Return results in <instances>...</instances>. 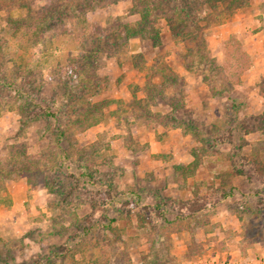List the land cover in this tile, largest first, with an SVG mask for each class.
Here are the masks:
<instances>
[{"label":"rangeland","instance_id":"374dc122","mask_svg":"<svg viewBox=\"0 0 264 264\" xmlns=\"http://www.w3.org/2000/svg\"><path fill=\"white\" fill-rule=\"evenodd\" d=\"M9 1L0 28L27 14L24 3L34 13L67 3ZM201 1L163 0L154 14L157 40L133 37L99 53L96 73L106 87L90 98L102 114L92 125L68 126L76 115L57 82L59 66L81 51L78 19L56 17L59 25L35 46L0 32L8 57H23L43 84L16 100L18 85L0 87V159L24 143L50 160L53 183L48 190L39 174L36 186L13 178L0 192L12 203L8 185L18 180L39 192L34 202L27 195L24 226L0 230L16 256L9 264H264V0L222 14ZM104 3L81 17L105 35L138 18L132 0ZM181 7L190 14L173 13ZM19 102L27 104L26 125ZM82 147L92 176L75 154Z\"/></svg>","mask_w":264,"mask_h":264},{"label":"trees","instance_id":"16d2710c","mask_svg":"<svg viewBox=\"0 0 264 264\" xmlns=\"http://www.w3.org/2000/svg\"><path fill=\"white\" fill-rule=\"evenodd\" d=\"M94 1L96 5L91 0H67V3L59 6L54 5L53 2H48L42 8L37 9L36 13H34V8L30 3H24L23 6L28 10L27 14L5 19L4 25L0 28V32L3 30L7 31L11 37L20 39L26 46H35L43 42L46 34L59 25L57 24L59 22L55 21L56 17L61 18L60 20H62L63 24L64 19L70 22L75 18L78 19L76 24L82 29L81 33L78 34L79 38H81L79 43L81 51L76 56L68 57L64 66H59L60 76L57 79L59 85L65 90L63 96L66 99V104L73 109L76 115L75 119L69 121L68 126L77 124H80V126H84L85 124L92 125L102 119V114L98 109L99 103H92L90 98L106 87V85L100 86V77L96 73V64L100 59L99 53L106 50V46L108 52H113L114 48L123 46L127 40L133 37L151 38L153 40L159 38L160 30L155 26L156 16L154 14L160 9L163 0H132V8L138 14V18L129 22L119 21L116 26L113 25L114 27L106 28L107 35L103 34L104 31L101 27H93L85 18L81 17V14L92 10L95 6H103L105 4L104 0ZM9 4L14 3L9 0H0V10L4 6L9 7ZM201 4H207L214 12L222 14V12L232 13L237 8L247 6L249 0H202ZM190 11L191 9L181 7L173 13L181 15L184 12L189 13ZM171 16L173 17V15ZM172 17H168L167 21L172 26L173 31L176 32V27L172 24ZM188 18H191V15H188ZM188 18L184 20V27L190 25V19ZM107 36L111 41L105 40L108 39ZM8 40L9 38L0 37V87L13 88L18 85L16 95L11 98L14 100H16L15 98L26 99L25 88L41 91L43 84L37 80L38 78H35V73L23 57L20 58V61L8 57L5 48ZM141 58V53L133 54L134 65L139 69H141ZM8 60H12V66L9 65ZM170 79V76L165 77L162 79V83L166 84ZM219 88L222 89L223 87ZM1 98L2 96H0ZM26 105L25 102L17 104L22 114L23 125H26L30 120V117H27ZM44 110L46 111L44 116L52 115L49 109ZM35 113L36 117L34 118L38 119L39 113ZM64 132L62 129L59 134L64 135ZM195 132L198 133L197 131ZM64 152V157L66 156L67 158L72 154L69 150H64ZM75 154H77L80 160L86 158L82 168H84L86 176H92L89 173L92 165L90 161L86 162V160L91 159V154H87L83 147L77 149ZM45 158V155L41 153L30 154L24 143L10 145L8 158L5 160L0 159V192L6 189V181L13 178L25 177L36 186L38 183L34 181V177L37 174L43 177L41 183L44 188L48 190L53 189L51 179L47 178L48 168L46 165H48L50 160ZM40 165H44L46 169L44 170ZM106 200L107 198H104V201ZM0 203L9 204L11 201L0 197ZM160 207V205H156V212H162L160 211ZM195 210L199 209L194 208L193 211ZM109 225L107 224L106 226ZM47 259L46 262H50V258L48 257ZM15 261L16 256L13 251L12 242L0 240V264H9ZM33 264L42 263L40 260H37Z\"/></svg>","mask_w":264,"mask_h":264},{"label":"crops","instance_id":"0c3cea01","mask_svg":"<svg viewBox=\"0 0 264 264\" xmlns=\"http://www.w3.org/2000/svg\"><path fill=\"white\" fill-rule=\"evenodd\" d=\"M8 190L11 194L12 203L10 205L0 204V230L7 225L13 227L14 224L18 223L24 226L28 220V211L24 206L25 200L28 199L27 195L33 193L32 201L34 202L39 194L38 191L30 189V186L23 180L13 181L8 185Z\"/></svg>","mask_w":264,"mask_h":264}]
</instances>
